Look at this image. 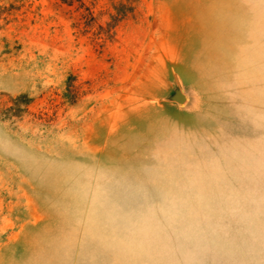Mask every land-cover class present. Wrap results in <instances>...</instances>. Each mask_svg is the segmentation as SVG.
I'll use <instances>...</instances> for the list:
<instances>
[{"label": "rangeland", "instance_id": "obj_1", "mask_svg": "<svg viewBox=\"0 0 264 264\" xmlns=\"http://www.w3.org/2000/svg\"><path fill=\"white\" fill-rule=\"evenodd\" d=\"M82 2L0 0V264H264V0Z\"/></svg>", "mask_w": 264, "mask_h": 264}, {"label": "trees", "instance_id": "obj_2", "mask_svg": "<svg viewBox=\"0 0 264 264\" xmlns=\"http://www.w3.org/2000/svg\"><path fill=\"white\" fill-rule=\"evenodd\" d=\"M61 2L67 4V5H72L74 2H78L79 6L81 7L84 5V3L82 2V0H60ZM92 16V12L89 11L88 8H86V13L82 15V18H88ZM20 100H28L27 97L25 95H19L16 98H14V103L19 102Z\"/></svg>", "mask_w": 264, "mask_h": 264}]
</instances>
